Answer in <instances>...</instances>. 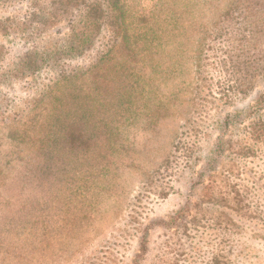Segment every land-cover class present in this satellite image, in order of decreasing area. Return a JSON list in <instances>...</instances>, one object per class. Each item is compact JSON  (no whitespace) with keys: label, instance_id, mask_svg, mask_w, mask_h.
Masks as SVG:
<instances>
[{"label":"rangeland","instance_id":"1","mask_svg":"<svg viewBox=\"0 0 264 264\" xmlns=\"http://www.w3.org/2000/svg\"><path fill=\"white\" fill-rule=\"evenodd\" d=\"M232 1L0 0V191L11 204L23 198L29 206L40 195L28 177L39 175L35 156L62 88L58 66L38 64L40 53L108 11L93 37L107 41L113 24L122 34L95 77L124 65L140 82L132 116L112 121L125 125L118 161L91 170L103 176L90 180L99 191L89 196L82 227L63 228L53 245L45 233L34 255L0 250V264H159L181 252L178 264H264V71L243 65L247 87L225 90L238 74L217 64L225 52L217 49V21ZM186 150L192 159L183 158ZM184 225L195 234L192 246H166Z\"/></svg>","mask_w":264,"mask_h":264},{"label":"trees","instance_id":"2","mask_svg":"<svg viewBox=\"0 0 264 264\" xmlns=\"http://www.w3.org/2000/svg\"><path fill=\"white\" fill-rule=\"evenodd\" d=\"M107 12L101 13L100 10L98 17L94 16L91 19L90 16L87 17L69 42L65 41L57 49L47 48L39 54L42 58L38 64L44 62L58 66L56 74H59L62 88L56 97L53 118L47 125L48 131L41 140L42 147L39 152L41 158L35 156L39 161L36 165L39 175L32 172L28 177L33 191H39L40 195H32V203L30 201L29 206H25L21 202L23 198L11 204L8 197L5 198L0 191V250L4 254L18 251V254L24 255L23 251L29 248L30 254L34 255L45 240L43 239L45 233L49 236L46 240L53 245L58 242L57 235L62 233L63 228L69 225L81 228L85 214L91 209L89 196L96 190L99 191V188L90 190V180L93 178L98 181L99 174L100 177L103 176L100 169L96 173H91L93 172L91 170L99 168L101 164L113 162L114 158L118 161L115 155L121 147L119 134L125 125L119 120L112 121L118 119L119 115L123 116L125 111L129 112L128 118L132 116L131 104L140 95L138 92L140 82L134 71L124 65H120L111 75L95 77L111 58L116 37L122 34V28L110 21L113 25L107 41L93 37L102 27V22L99 21L101 14L106 15ZM226 22L227 24H223ZM221 24L223 25L218 26ZM208 34L203 35L205 37ZM217 34L221 36L217 42V49L222 48L225 51L221 59L217 57V64L221 68L224 70L232 68L231 72L236 69L238 77L241 75L243 65L247 69L264 71V0H233L219 16ZM95 44L96 50L90 57L91 61L86 63L84 71L73 74L77 66L86 61L87 50H92ZM203 66L199 58L196 67L201 69ZM220 67L217 65L218 70ZM34 68L37 70L40 66L34 64ZM79 73L81 74L78 76ZM253 76L252 73L250 77ZM238 77H234V82L226 86L227 93L235 84V90L239 93L247 87L243 85L244 79ZM82 79H87L85 86L80 82ZM225 94L221 95V98L226 96ZM134 115L136 116L135 112ZM181 134L179 133L174 140L172 149L176 150L179 146ZM185 154L184 159H192L194 156L193 151L186 150ZM174 158L176 160L178 157ZM164 170L165 168L162 172ZM144 185L146 183L143 187ZM33 191L26 195L32 194ZM142 192L148 191L143 189ZM241 201L242 199L239 202ZM177 215L179 214L173 217ZM187 228H189L187 225L181 227V230L186 231L181 233L176 231L177 235L171 241L166 240L164 244L166 246L168 244V247L178 245L184 248L186 244L191 247L195 234L191 232V227L189 230ZM130 230L131 233L134 232L135 225ZM140 244L142 251L145 242L140 241ZM197 250L194 249V252ZM181 254L183 253H179ZM179 255L162 259L159 264H178ZM218 261L219 258L217 264ZM221 263L226 264L223 261ZM134 264L139 263L135 261Z\"/></svg>","mask_w":264,"mask_h":264}]
</instances>
